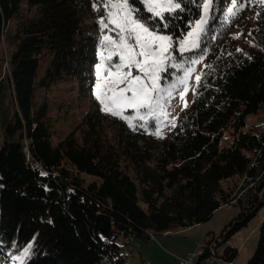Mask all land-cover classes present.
Returning a JSON list of instances; mask_svg holds the SVG:
<instances>
[{"label":"trees","instance_id":"obj_1","mask_svg":"<svg viewBox=\"0 0 264 264\" xmlns=\"http://www.w3.org/2000/svg\"><path fill=\"white\" fill-rule=\"evenodd\" d=\"M177 2L182 11L166 14L164 29L131 0L173 49L203 16L204 0ZM105 5L0 0V264H128L122 248L132 239L190 228L234 205L239 213L219 237L206 236L200 256L231 264L239 249L229 241L264 209V119L247 123L264 110V4L237 0L230 15L232 0H212L194 51L205 54L201 76L169 131L153 117L104 113L93 94L97 68L119 57L104 40L119 38ZM244 26L237 46L229 34ZM74 85L78 98L91 95V108L63 132L74 96L56 95ZM247 264H264V219Z\"/></svg>","mask_w":264,"mask_h":264},{"label":"rangeland","instance_id":"obj_2","mask_svg":"<svg viewBox=\"0 0 264 264\" xmlns=\"http://www.w3.org/2000/svg\"><path fill=\"white\" fill-rule=\"evenodd\" d=\"M111 11L115 12L116 10L111 9ZM249 17H251V15ZM246 28L247 27L244 26L239 30H233L229 34V38L236 43L237 46L242 45V38L247 33ZM191 32L195 33V28ZM186 38L192 39L195 38V36L188 37L187 35ZM119 40L120 36L115 41L116 44H119ZM155 43L158 44L159 42ZM126 44L131 46L132 50L137 54L136 58L143 61L144 58L139 56L140 48L136 45L135 40L126 38ZM179 46L180 44L176 49H173L171 43L167 44L165 55L168 56V59L165 63L167 65H181V67L177 68L169 66L166 68V71L158 73V77L161 78L157 80V83L171 92L170 96L168 95V92L162 94L164 96V100L162 101L163 110L161 111L160 109H157L155 113V119L157 120L160 129L166 131L171 130L176 125L179 116L190 107L195 87L199 82L196 80V77L201 76V68H203L205 62V54L197 55L194 53L199 46L193 50L186 51L183 54L179 51ZM116 50L117 52L119 51V49ZM192 61H195V63ZM105 62H107V59ZM116 63H119V57L118 61L114 62V64ZM150 64L151 61H149V65ZM149 65H145V67H148ZM108 69V66L97 68V79L94 81L93 94L97 95V86L99 85V92L101 96L106 98L110 108L118 110L121 113H123V111H131V116L138 118L136 109L126 107L123 102L118 105H112L111 99H109L114 95L118 96V89L123 88L127 81L131 79V77L124 75V73H127L129 69L124 68L119 75L113 71L111 76L109 75ZM138 72L139 70L135 66L131 68L132 76L137 75ZM139 74L145 82L150 84V78H145L142 72H139ZM121 80H123L124 83H118ZM181 80H183L184 83H180ZM173 85H175V87H172ZM126 95L131 96V93L128 92ZM56 96L58 99L63 97V100H66L69 96H74L70 115L62 118L63 120H61L64 124H60L61 127H58L62 129L63 132H65V130L69 131L74 125L81 121L82 116L91 108V95L88 94L86 97L78 98V87L77 85H74V88L71 89V94H64L61 90ZM146 111L147 110L144 108L139 109L140 114H145ZM104 113L110 114L109 111H105ZM260 119H264V110H261L257 114L250 115L247 119V123L253 124ZM1 124L2 123L0 121V147L3 144V131ZM231 137V132L227 131L224 134L222 146H227L231 141ZM82 178L86 181V183H91L96 180L94 177L88 175H82ZM238 213V206H223L218 209L212 218L207 222L190 228L179 229L170 234L156 235L150 239H153L152 241H145L137 238L132 239L130 244L122 248V252L125 254V259L128 264H141L144 262L149 264H178L180 258H187L188 256H192L194 264H197V262L200 261L202 247L206 236L214 235L219 237L225 226L229 224ZM263 219L264 209L260 211L252 220H250V222L229 241V246L239 249L237 259L231 264H247L248 260L253 256L258 246L259 228ZM163 239H166L167 241L165 242ZM149 243H155L159 249L155 247L148 248ZM127 252H130L131 254L128 255ZM143 254H146L149 260L142 262ZM200 264L230 263H224L222 260L219 261L216 258H211L201 260Z\"/></svg>","mask_w":264,"mask_h":264},{"label":"snow or ice","instance_id":"obj_3","mask_svg":"<svg viewBox=\"0 0 264 264\" xmlns=\"http://www.w3.org/2000/svg\"><path fill=\"white\" fill-rule=\"evenodd\" d=\"M145 4L147 11L152 17L159 21L164 29L168 28L167 15L174 13L178 10L182 11L181 3L177 0H142ZM259 3L264 4V0H259ZM106 7H109V12L105 18L108 23L114 25L115 28L119 29V44H116L109 36H105L104 40L107 43L114 44L119 51L116 55L119 56V63L110 65L108 72L111 76L113 71L116 74H120L124 68H128L129 71L124 73L125 76L131 77L123 88L118 89L119 95H114L111 98L112 105H118L124 103L126 107H132L137 110V116L141 120H146L148 117H155L157 109L163 110L162 101L165 92L171 95V92L161 87L157 80L158 73L166 71V68L181 67V65H167L165 61L168 56L165 55L167 44L171 43V38L167 35L161 34V32L153 29L151 26L142 22L141 19L136 15V9L132 6L131 0H117L113 3L112 0H106ZM212 7V0H204L202 4L203 16L200 21L195 25V33H188V37H194L192 39H185L180 42L179 51L183 54L186 51L193 50L199 46V34L203 31V26L207 23L209 18V12ZM237 7V0H232V7L228 9L230 15L234 14L233 9ZM111 9H115L113 12ZM100 23L107 27L105 20H101ZM126 34V35H125ZM126 38L135 40L136 45L139 46V56L143 57V61L138 60L137 54L132 50L131 46L126 44ZM155 42H159L158 44ZM102 61L105 59L103 52H101ZM112 53L110 52L107 59L111 60ZM149 61L151 64L149 65ZM195 63V61H192ZM145 65H149L145 67ZM135 66L139 72L143 73L145 78H150V84L142 79L141 75L138 74L132 76L131 68ZM103 68V64L101 65ZM200 77H196L199 81ZM118 83H124L123 80ZM180 83H184L183 80ZM172 87H175L173 85ZM97 99L102 105L105 106L104 110L109 111L114 116H120L121 112L113 110L109 107L106 98L101 96L99 92V85L97 86ZM130 92L131 96L126 95ZM146 109L145 114H140L139 109ZM174 126V125H173ZM28 256V250L24 252V257ZM17 260L23 264V257H17Z\"/></svg>","mask_w":264,"mask_h":264},{"label":"built area","instance_id":"obj_4","mask_svg":"<svg viewBox=\"0 0 264 264\" xmlns=\"http://www.w3.org/2000/svg\"><path fill=\"white\" fill-rule=\"evenodd\" d=\"M127 254L130 255L131 253L127 252ZM142 264H149V263L144 262ZM178 264H194V263L192 262L191 258L188 256L187 258H180Z\"/></svg>","mask_w":264,"mask_h":264},{"label":"crops","instance_id":"obj_5","mask_svg":"<svg viewBox=\"0 0 264 264\" xmlns=\"http://www.w3.org/2000/svg\"><path fill=\"white\" fill-rule=\"evenodd\" d=\"M153 240V239H152ZM152 240H148V241H152ZM163 240H165V242L167 241L166 239H163ZM151 247H155V248H158L157 247V245L155 244V243H149V247L148 248H151ZM159 249V248H158ZM147 260H149V258H147V255L146 254H143V256H142V262L143 261H147ZM198 264H200V262H197ZM142 264V263H141Z\"/></svg>","mask_w":264,"mask_h":264},{"label":"water","instance_id":"obj_6","mask_svg":"<svg viewBox=\"0 0 264 264\" xmlns=\"http://www.w3.org/2000/svg\"><path fill=\"white\" fill-rule=\"evenodd\" d=\"M103 231H104V233H105L106 236H110L111 235L110 228H106Z\"/></svg>","mask_w":264,"mask_h":264},{"label":"bare ground","instance_id":"obj_7","mask_svg":"<svg viewBox=\"0 0 264 264\" xmlns=\"http://www.w3.org/2000/svg\"><path fill=\"white\" fill-rule=\"evenodd\" d=\"M190 258H191V260H192V262H193V257L191 256ZM193 263H194V262H193Z\"/></svg>","mask_w":264,"mask_h":264}]
</instances>
